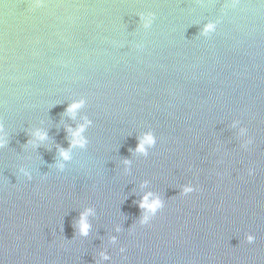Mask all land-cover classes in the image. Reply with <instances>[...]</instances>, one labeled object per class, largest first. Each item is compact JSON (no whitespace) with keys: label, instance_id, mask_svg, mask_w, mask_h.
Segmentation results:
<instances>
[{"label":"water","instance_id":"water-1","mask_svg":"<svg viewBox=\"0 0 264 264\" xmlns=\"http://www.w3.org/2000/svg\"><path fill=\"white\" fill-rule=\"evenodd\" d=\"M231 3L0 0V264H264V0ZM82 117L88 145L60 169ZM36 128L48 139L33 147ZM147 192L164 207L140 225Z\"/></svg>","mask_w":264,"mask_h":264},{"label":"clouds","instance_id":"clouds-1","mask_svg":"<svg viewBox=\"0 0 264 264\" xmlns=\"http://www.w3.org/2000/svg\"><path fill=\"white\" fill-rule=\"evenodd\" d=\"M238 0H232L230 5H225V7H235ZM45 4V0H30V7L31 8H41ZM140 20L142 22V26L145 29L151 27L153 22L154 14L148 13L147 15L141 13ZM219 21L218 20H208L202 27L200 31L201 36H210L211 34L215 33L217 29ZM87 103L86 98L80 97L74 99L71 103H69L65 109L67 115H69L72 119H76L77 114L80 112L82 108L85 107ZM82 123H78L75 128L68 126L66 131L69 135L68 147L63 148L60 147L58 149V161L57 167L63 169L65 166V162L70 161L72 159V150L76 148L84 149L88 145V139L84 135L87 128L92 125V121L87 117H82ZM233 127L239 128V136L246 137L247 136V128L241 127L240 122L238 120H234L232 123ZM32 139L28 141L33 147L39 145L40 142H43L48 139L47 132L36 128L31 133ZM137 145L134 149L136 153L141 155L147 156L149 153V149L154 148L157 143V137L154 132L149 129L145 131L142 135L138 138ZM7 143V134L4 132L3 125L0 124V147H3ZM252 143L251 138L245 139L243 143V147H247ZM124 163L127 165L130 161L125 160ZM21 173L24 177H26L29 181L32 180V175L25 169H20ZM249 174H252V169H249ZM197 189L192 184H185L181 188V195H188ZM139 208L141 209V216L139 218L140 225H147L156 216V214L164 207V200L161 199L160 196L152 193L147 192L144 194L138 204ZM94 214V209L92 208H85L83 212L80 213L79 219L76 224V228L78 230V234L82 237H87L89 235L91 224L89 223V217ZM116 231H120V228L117 227ZM115 237H112V242H115ZM255 240V237L252 234H248L246 236V241L251 244ZM121 251H124L122 248ZM101 258L104 260L109 259L110 257L107 256L105 253H101Z\"/></svg>","mask_w":264,"mask_h":264}]
</instances>
